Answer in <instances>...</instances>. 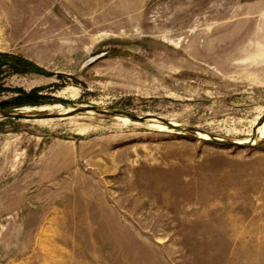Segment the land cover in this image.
I'll return each instance as SVG.
<instances>
[{
  "label": "rangeland",
  "instance_id": "1",
  "mask_svg": "<svg viewBox=\"0 0 264 264\" xmlns=\"http://www.w3.org/2000/svg\"><path fill=\"white\" fill-rule=\"evenodd\" d=\"M0 54L6 112L148 116H0V264H264V0H0Z\"/></svg>",
  "mask_w": 264,
  "mask_h": 264
},
{
  "label": "water",
  "instance_id": "2",
  "mask_svg": "<svg viewBox=\"0 0 264 264\" xmlns=\"http://www.w3.org/2000/svg\"><path fill=\"white\" fill-rule=\"evenodd\" d=\"M87 110H93L99 114H102V115H108V116H125L127 117L128 119H132V120H145L147 119V117H137L135 115H132V114H129V113H124V112H119V111H112V112H107V111H99L95 108H89V109H73L72 111H70V113H66L64 115H62V113H59L57 115H51V114H43V115H24V114H15V113H12V112H6V111H3V110H0V116L5 118V119H12V120H20V119H23V120H42V119H50V118H65V117H69V116H73V115H76V114H79V113H83ZM149 117H152L160 122H162L163 124H165L166 126L168 127H171L173 129H179V126H175V125H172L171 122L169 121H166L164 119H161L160 117H153V116H149ZM264 121V115L261 117V119L258 121V123L255 125L254 127V131L253 133L255 134L258 126H260ZM185 131L187 132H195V133H200L199 131H197L196 129L194 128H186ZM204 135H207L205 133H203ZM211 140L213 141H218L214 136L212 135H207ZM228 145H236V146H242L241 144L239 143H236V142H228L227 143Z\"/></svg>",
  "mask_w": 264,
  "mask_h": 264
},
{
  "label": "trees",
  "instance_id": "3",
  "mask_svg": "<svg viewBox=\"0 0 264 264\" xmlns=\"http://www.w3.org/2000/svg\"><path fill=\"white\" fill-rule=\"evenodd\" d=\"M24 64H27V61L22 59V58L11 56V55L0 54V75L2 73L1 69L3 67L10 68L11 71H13L14 73H24L25 72L24 71V67L22 66ZM12 102L11 101H6V102L0 103V110L4 111L3 108H6V106L12 105ZM28 105L34 106L35 104H18V105L14 106V107H11L10 110H13L15 108L28 106Z\"/></svg>",
  "mask_w": 264,
  "mask_h": 264
},
{
  "label": "bare ground",
  "instance_id": "4",
  "mask_svg": "<svg viewBox=\"0 0 264 264\" xmlns=\"http://www.w3.org/2000/svg\"><path fill=\"white\" fill-rule=\"evenodd\" d=\"M263 61V60H262ZM58 105H55L54 107H57ZM62 108V107H61ZM25 109V108H24ZM40 111H45L46 110V108H38ZM34 110H36V109H34ZM26 111H29V109H27L26 108ZM70 111H72V110H69L68 111V109H64L61 113H62V115H64V114H66V113H70ZM262 117V116H261ZM261 117L258 119V121L261 119ZM119 119H121L122 121H124V122H130V120L128 119V118H119ZM44 121V120H43ZM258 121L256 122V124L258 123ZM134 124V123H133ZM172 124V123H171ZM255 124V125H256ZM172 125H174V124H172ZM152 126V125H151ZM175 126H178V125H175ZM157 127V126H156ZM166 126H162V125H158V128H161V129H164ZM255 136L256 137H258V138H261V139H264V121H263V123L260 125V126H258V128H257V130H256V132H255ZM199 137H203V138H208L209 139V137L207 136V135H204V134H199ZM236 143H239V144H241V145H245L246 143H247V141H241V142H236Z\"/></svg>",
  "mask_w": 264,
  "mask_h": 264
}]
</instances>
